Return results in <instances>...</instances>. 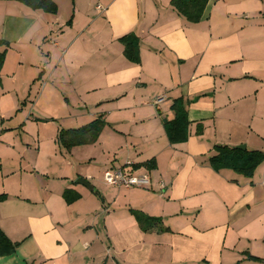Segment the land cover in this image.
I'll list each match as a JSON object with an SVG mask.
<instances>
[{
	"label": "crops",
	"instance_id": "1",
	"mask_svg": "<svg viewBox=\"0 0 264 264\" xmlns=\"http://www.w3.org/2000/svg\"><path fill=\"white\" fill-rule=\"evenodd\" d=\"M170 1L0 0V230L18 244L0 264H264V163L246 178L209 162L215 146L264 152V0H208L196 23ZM176 99L188 136L171 144ZM95 120L93 143L57 144ZM127 162L148 187L104 183Z\"/></svg>",
	"mask_w": 264,
	"mask_h": 264
},
{
	"label": "trees",
	"instance_id": "2",
	"mask_svg": "<svg viewBox=\"0 0 264 264\" xmlns=\"http://www.w3.org/2000/svg\"><path fill=\"white\" fill-rule=\"evenodd\" d=\"M15 1L32 10H40L45 13L55 14L56 5L53 0H4ZM208 0H171V7L181 15L187 22H198L203 14ZM119 40L124 45V55L131 62H138V47L139 42L134 35H124ZM4 53L0 54V65L3 61ZM171 110L174 116L170 120L163 119V126L171 144H178L186 141L188 136L189 121L187 118V110L185 102L182 99H176L172 102ZM101 122L95 120L88 125L78 129H60L57 134V144L65 150H70L74 146L93 143L101 129ZM215 154L210 158L209 162L214 169L229 168L234 172L249 178L253 175L255 169L264 163V152L239 150L237 148H230L227 146H215ZM65 201L70 204L77 196L72 195L70 191L63 193ZM3 196H0L2 199ZM136 219L140 229L143 232L161 231V220L158 218H151L136 211H131ZM18 244L12 243L0 230V256L13 255ZM250 260H257L256 258L248 256Z\"/></svg>",
	"mask_w": 264,
	"mask_h": 264
},
{
	"label": "built area",
	"instance_id": "3",
	"mask_svg": "<svg viewBox=\"0 0 264 264\" xmlns=\"http://www.w3.org/2000/svg\"><path fill=\"white\" fill-rule=\"evenodd\" d=\"M101 9L100 6H97ZM162 98L155 101L159 103ZM103 181L106 185L115 188H130V187H148L150 180L147 175H133L131 171V163L127 162L123 167L106 168L102 174Z\"/></svg>",
	"mask_w": 264,
	"mask_h": 264
},
{
	"label": "water",
	"instance_id": "4",
	"mask_svg": "<svg viewBox=\"0 0 264 264\" xmlns=\"http://www.w3.org/2000/svg\"><path fill=\"white\" fill-rule=\"evenodd\" d=\"M236 148L239 150H242V151L245 150V146H243V145L237 146ZM76 184L81 185V186L87 188L88 190H92V187L87 183V181H85L83 179H77Z\"/></svg>",
	"mask_w": 264,
	"mask_h": 264
},
{
	"label": "rangeland",
	"instance_id": "5",
	"mask_svg": "<svg viewBox=\"0 0 264 264\" xmlns=\"http://www.w3.org/2000/svg\"><path fill=\"white\" fill-rule=\"evenodd\" d=\"M241 264H253L252 262H243ZM262 264V263H261Z\"/></svg>",
	"mask_w": 264,
	"mask_h": 264
}]
</instances>
